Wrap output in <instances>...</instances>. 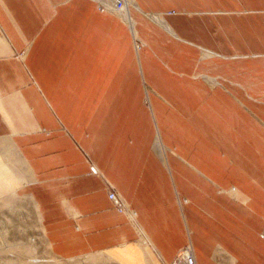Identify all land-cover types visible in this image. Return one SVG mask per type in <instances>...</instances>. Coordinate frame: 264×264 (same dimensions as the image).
<instances>
[{"label":"crops","instance_id":"obj_1","mask_svg":"<svg viewBox=\"0 0 264 264\" xmlns=\"http://www.w3.org/2000/svg\"><path fill=\"white\" fill-rule=\"evenodd\" d=\"M133 1L138 50L124 20L93 0H0V196L30 194L59 257L169 264L190 245L195 264H264V123L231 96L264 121L252 99H264V0ZM199 51L246 56L198 65ZM204 67L228 78L230 94L192 76ZM50 99L85 106L55 111ZM156 125L175 145L163 158ZM231 184L246 202L216 188ZM141 238L150 249L132 244Z\"/></svg>","mask_w":264,"mask_h":264},{"label":"rangeland","instance_id":"obj_2","mask_svg":"<svg viewBox=\"0 0 264 264\" xmlns=\"http://www.w3.org/2000/svg\"><path fill=\"white\" fill-rule=\"evenodd\" d=\"M103 0L95 1L99 11H107L114 13L124 20V22L129 27L132 37L133 44L136 50L142 47V43L136 38L134 32V23L133 19L130 17V12L132 9H136L137 5L133 0H124V8L121 11H117L112 8L109 0H104L107 3L104 4ZM243 8V7H242ZM243 10V9H241ZM168 15L174 14V11H167ZM146 16L158 26L163 29L169 30L167 27V21L164 18L163 14L151 15L146 13ZM24 53H12V58L21 59ZM188 57L193 58V53L190 52L187 54ZM245 54L240 53H231L224 54L220 52H210V51H199L196 56V61L198 65L200 63H206L212 59H219L221 64L228 63L229 60H236L240 58H244ZM247 57H251L247 55ZM191 58V59H192ZM196 63V64H197ZM208 67H204L202 70H198L194 68L191 72L192 76L206 81L207 85L213 88H218L223 92L230 94L225 84H228V78H224L217 74H212ZM176 77L179 79L188 78L187 75H184L185 72H181L180 70L174 71ZM236 85V84H235ZM141 86L144 90L145 96L148 95V83L144 76L141 77ZM241 87V88H240ZM239 88L244 92L246 96L251 98L250 93L245 89L244 86H240ZM232 99L234 100L236 106L239 108H245L248 114L253 117L258 118L263 123V119H260L258 114L249 106H247L244 101L237 96L231 94ZM252 99L259 103L264 104V99L253 97ZM51 100V99H50ZM46 104L48 110L54 116L55 119L58 117L53 112L52 107L57 111L60 105L63 107H67L68 105L75 107L77 109H83L85 106V101H74V100H66L60 101V105L58 101H50L52 107L50 106L47 100H43ZM143 104L146 108L150 109L151 104L149 99H143ZM67 105V106H66ZM264 125V124H263ZM157 130L153 139V150L155 151L158 158H163L167 155L169 150L175 151V145L173 147H169L163 141L162 133L159 130V127L156 125ZM40 132L49 135L50 132L45 127H40ZM203 176V175H202ZM218 190L222 191V193H229L235 196L234 200L239 203H244L248 199L234 184L228 186L227 189H224L221 186L216 187ZM106 192L115 193L118 201L120 202V209H114L120 213L125 215L130 223L135 226L134 213L129 209L126 201L119 195V193L109 184L106 185ZM262 235L264 236V228L262 231ZM139 245L143 251L150 249L151 245L148 239L141 238L134 240L133 243ZM188 248L193 254L192 248L190 245H187L183 249ZM182 249V250H183ZM114 261V262H113ZM172 263V262H171ZM169 263V264H171ZM0 264H120L115 259H113L108 253L105 251H99L96 253H91L88 255H82L78 257L72 258H63L56 255L50 248L49 243L43 233L42 221L39 216L37 204L34 199L28 193H18L12 192L7 195L0 196ZM167 264V263H161Z\"/></svg>","mask_w":264,"mask_h":264},{"label":"built area","instance_id":"obj_3","mask_svg":"<svg viewBox=\"0 0 264 264\" xmlns=\"http://www.w3.org/2000/svg\"><path fill=\"white\" fill-rule=\"evenodd\" d=\"M93 1H98V0H93ZM102 2H104V4L107 3L104 0ZM109 2L111 3L112 8H114L117 11H121L124 8V0H109ZM108 199L115 208L120 209L121 205L115 193H108ZM171 264H195V260L191 251L188 248H185L177 254V256L175 257V259L172 261Z\"/></svg>","mask_w":264,"mask_h":264}]
</instances>
